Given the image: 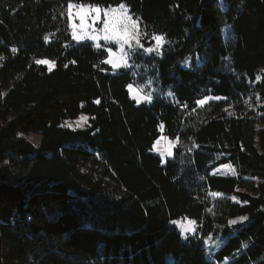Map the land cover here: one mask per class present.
I'll use <instances>...</instances> for the list:
<instances>
[{"label": "trees", "instance_id": "16d2710c", "mask_svg": "<svg viewBox=\"0 0 264 264\" xmlns=\"http://www.w3.org/2000/svg\"><path fill=\"white\" fill-rule=\"evenodd\" d=\"M69 4H124L162 54L112 75L105 48L71 42ZM223 5L0 0V264H264V0ZM161 131L179 138L164 164Z\"/></svg>", "mask_w": 264, "mask_h": 264}, {"label": "snow or ice", "instance_id": "6c2138e0", "mask_svg": "<svg viewBox=\"0 0 264 264\" xmlns=\"http://www.w3.org/2000/svg\"><path fill=\"white\" fill-rule=\"evenodd\" d=\"M221 4L222 6H224L223 0H221ZM73 7H78L77 15L80 18L79 28L83 30L80 34H78L76 30L77 25H71L73 29V39L77 41L84 40L85 38L91 39L97 42L95 45L97 48L101 47V45L99 44L100 40L105 41L104 48L108 53V58L102 61V63L111 65V68L114 72L121 68H130L132 65H130L129 60L131 59V56L137 51V49H143V51L146 53L155 52L157 55L162 54L161 48L163 44L167 42L165 41V37L160 34H152L151 41H154V44L145 47V45L141 43V40L147 34L142 33L139 29V17L134 20L132 18V15L129 14V11L124 4H119L118 8H101L100 6H93L90 4H80L78 6L69 4L68 8L70 19L71 10ZM101 13L103 14V26L100 28H95L94 25L97 23V21H100L101 19ZM89 19H91V23H87ZM45 39L47 40V37H45ZM109 44H115L117 46L118 51L114 52L113 48L108 46ZM12 51L16 52L17 49L13 48ZM0 59H2V57H0ZM35 63L49 64L51 62L46 59H38L35 61ZM256 80L260 81L261 77L258 75L256 77ZM127 87L130 93H133L135 91V95H133L132 98L135 99L137 104L141 103L142 101H147L149 103L152 102L153 96L151 92L141 95V92L143 91L142 89L138 88L134 90L132 84H129ZM169 95H172V93H169ZM210 99L212 98L205 97L204 99L196 100L195 103L197 105H204ZM215 99L219 100L221 99V97H215ZM96 102L99 103V101ZM231 114L232 113H230V115ZM81 119H84V117H81ZM160 127L163 128V125H161ZM163 139L167 141V143L163 147H158L161 145V139H157L153 145V148L157 152H160L162 156H172V147L175 143L178 142L179 138L177 137L176 141L169 140L168 137H163ZM212 195L220 196L222 194L212 193ZM239 219L246 220L247 217H240ZM172 223L180 225L181 235L184 239L188 238L186 233L196 232V229L192 227L196 224L195 220L187 219V224H184L179 220L172 221ZM229 223L235 224L236 221L232 220L229 221Z\"/></svg>", "mask_w": 264, "mask_h": 264}, {"label": "rangeland", "instance_id": "374dc122", "mask_svg": "<svg viewBox=\"0 0 264 264\" xmlns=\"http://www.w3.org/2000/svg\"><path fill=\"white\" fill-rule=\"evenodd\" d=\"M73 5H80V4H73ZM119 6H116V7H112V8H118ZM77 12H78V7H73L72 8V10H71V19H70V16H69V8H68V18H69V28H70V39H71V42L72 43H74V44H77V43H89V44H91L94 48H97L95 45H96V41H93V40H91V39H88V38H85L84 40H81V41H77V40H74L73 39V37H72V31H73V29H72V27H71V25H73V24H75V25H77V33L78 34H80L83 30L82 29H80L79 28V24H80V18H79V16L77 15ZM94 15V14H93ZM102 20H103V14L101 13V19H100V21H97V23L94 25V27L95 28H100V27H102L103 25H102ZM87 23H91V19H89L88 21H87ZM139 29H140V31L142 30L141 29V26L139 25ZM150 36V38L149 39H147V42H149V41H151V35H149ZM145 38V37H144ZM143 38V39H144ZM143 39L141 40V43H142V41H143ZM99 44L101 45V47L100 48H104V45H105V41H103V40H100L99 41ZM152 44H154V41H152ZM108 46H110V47H112L113 48V51L114 52H116V51H118V49H117V46L115 45V44H109ZM150 46H151V44H150ZM127 47V46H126ZM99 48V49H100ZM106 51V50H105ZM153 53H155V52H153ZM151 53H146V52H144L143 51V49H137V51L131 56V59L129 60V63H130V65H132L131 67H132V69L133 70H139L141 67H142V63H141V61H138V59H137V57H140V55H145V56H148V55H150ZM107 55H108V53H107ZM107 58H108V56H107ZM135 62H137V64L139 63V65H137ZM44 65H46L48 68H52L53 67V64L52 63H49V64H44ZM108 66H109V68H110V73L112 74V75H115V74H117L120 70H122V69H125V68H121V69H118V70H116L115 72L112 70V68H111V65H109V64H107ZM136 71V72H137ZM133 88H134V90L135 89H137V88H135L134 86H133ZM127 93H128V95H129V97L134 101V102H136L135 101V99H133L132 98V96L133 95H135V91L133 92V93H130L129 92V89H128V87H127ZM144 93H142L141 92V95H143ZM145 94H147V93H145ZM212 99H210V100H208L206 103H208L209 101H211ZM145 104V105H148V104H150L149 102H147V101H142L141 103H139V104ZM205 103V104H206ZM81 117H84V116H80L77 120H75V121H72V122H69L68 124H66V126H67V128H69V129H71V130H75V129H79V128H82V127H84V125L86 124V122H87V120H86V118L84 117V119H81ZM77 122H79V123H77ZM163 134H162V131L160 132V137L158 138V139H161V145L160 146H158V147H163L166 143H167V141H165L164 139H163ZM26 139L29 141V142H31L32 144H34L35 146H37L38 145V143H39V138H38V136H35V135H29V136H27L26 137ZM154 145V144H153ZM174 146H175V144H174ZM174 146L172 147V152H173V149H174ZM151 154L152 155H154V156H156V157H158L160 160H161V162L164 164L168 159H171L172 158V156H167V155H161V153L160 152H157L154 148H153V146H152V148H151ZM215 174L216 175H221V176H224V175H232V170L229 168V167H223V168H220V169H218L216 172H215ZM179 221H181L182 223H184V224H187V219H184V220H179ZM236 221V223H238L239 222V220H235ZM174 228H176V230L178 231V233L180 234V236H181V238H183V236L181 235V227H180V225H178V224H171ZM232 225V224H231ZM192 227H194L195 228V225H193ZM192 233H186V235H187V237L189 236V235H191ZM184 239V238H183ZM217 239V240H216ZM210 238V239H208L206 242H205V246H206V250H207V252H209V253H212V252H215L219 247H220V243L221 244H223V242H225L224 241V239L223 238H221V237H219V238ZM222 264V263H221Z\"/></svg>", "mask_w": 264, "mask_h": 264}, {"label": "clouds", "instance_id": "9594fccd", "mask_svg": "<svg viewBox=\"0 0 264 264\" xmlns=\"http://www.w3.org/2000/svg\"><path fill=\"white\" fill-rule=\"evenodd\" d=\"M216 172V171H215Z\"/></svg>", "mask_w": 264, "mask_h": 264}]
</instances>
